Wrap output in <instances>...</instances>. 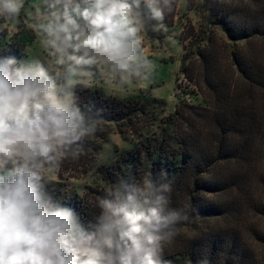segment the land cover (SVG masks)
<instances>
[{
	"label": "trees",
	"instance_id": "obj_1",
	"mask_svg": "<svg viewBox=\"0 0 264 264\" xmlns=\"http://www.w3.org/2000/svg\"><path fill=\"white\" fill-rule=\"evenodd\" d=\"M185 1L197 22L179 35V75L204 105L180 102L166 114L165 101L148 93L118 97L76 85L82 112L102 119L83 154L63 160L59 175L89 172L113 131L130 149L97 167L102 187L94 191L95 204L86 197L62 199L61 188L46 183L45 191L87 226L111 186L129 194L145 177L157 186L169 180V208L189 219L165 246V264H260L264 229L253 220H264V0ZM175 7L176 1L165 16L168 27Z\"/></svg>",
	"mask_w": 264,
	"mask_h": 264
},
{
	"label": "clouds",
	"instance_id": "obj_2",
	"mask_svg": "<svg viewBox=\"0 0 264 264\" xmlns=\"http://www.w3.org/2000/svg\"><path fill=\"white\" fill-rule=\"evenodd\" d=\"M175 0H32L33 28L50 59L0 57V264H165L162 253L189 217L169 208L171 181L150 176L135 193L111 186L100 214L85 226L55 203L45 181L63 160L78 159L99 126L75 87L103 63L120 86L147 81L144 11L164 27ZM143 10V11H142ZM26 0H0V20L14 27Z\"/></svg>",
	"mask_w": 264,
	"mask_h": 264
},
{
	"label": "rangeland",
	"instance_id": "obj_3",
	"mask_svg": "<svg viewBox=\"0 0 264 264\" xmlns=\"http://www.w3.org/2000/svg\"><path fill=\"white\" fill-rule=\"evenodd\" d=\"M175 1V17L172 26L169 27L164 23L163 28L154 30L153 26L156 21L148 19L147 13L144 11L147 31L142 34L143 51L155 66L147 81H133L121 87L120 74H114L108 66L98 63L85 69L90 73L88 77L84 78L87 83L78 84L94 85L101 88L105 94L118 97L137 93L151 94L153 97L165 101L166 114L172 113L175 105L180 102L203 106L204 101L195 87L179 75L182 49L178 38L185 25L196 24V13L187 11L185 0ZM31 4L32 0H26V11L21 12L14 27L0 20V56L5 54L14 56L18 62L22 63L39 59L46 62L47 66L50 57L43 47L42 40L33 28ZM128 149H130V145L122 141L120 136L113 131L102 145L89 172L82 173L83 169H80L62 172L59 175L61 170L59 168L45 183L60 187L62 199L86 197L90 203H94L96 197L94 191H100L99 187H102L99 181L97 182V167L109 164L115 157L116 151ZM88 189H93V191L89 192ZM253 221L259 228L264 229V220L260 218ZM245 235L247 236V234ZM257 254L261 261L260 264H264V249L257 250Z\"/></svg>",
	"mask_w": 264,
	"mask_h": 264
}]
</instances>
